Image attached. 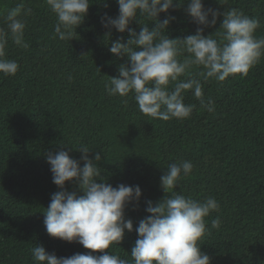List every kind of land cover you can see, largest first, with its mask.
Wrapping results in <instances>:
<instances>
[{
    "label": "trees",
    "instance_id": "obj_1",
    "mask_svg": "<svg viewBox=\"0 0 264 264\" xmlns=\"http://www.w3.org/2000/svg\"><path fill=\"white\" fill-rule=\"evenodd\" d=\"M90 2L76 37L60 40L54 33L56 15L44 0H0V29L5 31L7 9L23 3L32 10L21 17L29 47L9 38L5 50V58L19 64L17 74L0 73V264H37L31 252L37 245L58 257L92 252L78 242L50 236L44 225V207L60 190L46 154L64 149L80 160L81 146L92 150L90 158L102 152L97 166L113 187H141L138 205L129 204L125 212L134 229L150 215L147 201L165 197L160 177L167 166L191 161V174L174 191L198 201L211 196L220 206L205 218L210 234L200 242L201 250L212 258L211 264H264V56L246 77L230 76L224 82H204L202 66H191V77L201 80L204 97L214 101L215 111L203 109L188 90L184 102L195 106L190 118L153 119L138 109L132 95L107 94L105 83L128 62L109 51L110 41L126 42L129 33L112 28L109 35L101 23L105 13L118 16L117 0ZM176 3L180 7L169 9L175 19L165 34L183 39L202 26L185 11V0ZM204 5L221 13L236 8L257 19L255 36L264 38V0H204ZM167 15L161 13L160 20ZM222 20L220 16L214 27H206L204 35L218 39ZM129 27L141 30L139 14ZM66 187L78 191L71 182ZM217 218L220 226L212 228ZM137 238L135 230H126L113 251L130 260Z\"/></svg>",
    "mask_w": 264,
    "mask_h": 264
},
{
    "label": "clouds",
    "instance_id": "obj_2",
    "mask_svg": "<svg viewBox=\"0 0 264 264\" xmlns=\"http://www.w3.org/2000/svg\"><path fill=\"white\" fill-rule=\"evenodd\" d=\"M44 2L57 18L55 35L60 40L76 37L77 27L88 14L90 0ZM117 2L118 16L113 18L105 13L101 23L109 29V35L112 28L129 33L126 42L123 38L112 40L109 48L117 57L126 56L128 62L119 66L118 76H110L105 89L109 96L127 98L132 95L138 109L153 119L190 118L195 106L184 102V93L188 90H193L203 109L215 111L214 101L204 97L201 80L191 77V66H202L204 71L200 76L204 82L210 78L224 82L230 76L246 77L264 56V38L255 36L259 21L236 8L221 13L206 9L204 0H185V11L202 27L181 39L165 34L175 19L169 9L180 7L176 0ZM31 11L25 9L23 3L6 10L7 31L0 29V73L6 76L16 75L20 67L16 61L5 58L9 38L21 48L29 47L24 39L26 24L21 17L30 15ZM161 13L168 15L160 20ZM138 14L142 24L139 32L129 27ZM220 16H223L219 28L222 31H216L219 38L212 34L205 36V28L214 27ZM143 19L154 26L150 27ZM123 102L126 104L127 99ZM77 150L83 154L80 160L64 149L46 154L53 183L60 190L52 194L49 205L44 207V225L50 236L78 242L92 252L58 257L37 245L31 249L37 264H211L212 258L201 250L200 242L210 234L205 218L219 210L218 202L211 196L198 201L174 191L181 179L191 174V161L182 160L167 166V172L160 177L165 197L156 203L147 201L146 211L150 215L141 219L134 229L133 221L126 218L125 212L129 204L138 205L141 187L123 183L113 187L97 166L103 159L102 152L97 151L94 158H90L89 147L81 146ZM69 182L77 185L78 191H69L66 187ZM219 226V218L211 222L212 228ZM126 230L138 233L130 260L113 251L123 241ZM108 249L112 254L105 251Z\"/></svg>",
    "mask_w": 264,
    "mask_h": 264
}]
</instances>
